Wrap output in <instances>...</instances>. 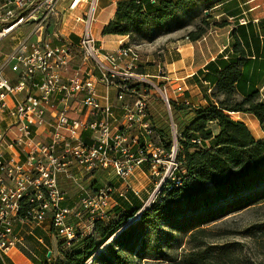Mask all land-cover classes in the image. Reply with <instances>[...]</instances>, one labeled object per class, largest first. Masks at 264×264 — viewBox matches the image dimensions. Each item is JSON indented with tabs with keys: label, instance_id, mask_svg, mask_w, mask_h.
I'll return each mask as SVG.
<instances>
[{
	"label": "built area",
	"instance_id": "obj_1",
	"mask_svg": "<svg viewBox=\"0 0 264 264\" xmlns=\"http://www.w3.org/2000/svg\"><path fill=\"white\" fill-rule=\"evenodd\" d=\"M96 1L70 4L71 9L86 4L84 14L74 15L84 22L77 43L59 28L49 29L59 13L58 0H4L0 5V15L5 11L0 23L9 22L0 30V45L24 23L32 26L25 37H12L9 49L0 46V258L25 247L16 236L17 223L40 225L49 219L55 234L69 245L78 232L90 234L96 220L109 221L113 195L127 199L128 184L120 188L109 182L97 189L81 187L78 208L63 205L66 193L59 177L76 178L72 166L87 173L111 168L124 183L143 164L149 167L159 182L124 227L140 217L162 188L180 184L177 130L167 150L148 109L152 88L163 94L170 109L167 88L138 70L136 45L122 43L109 51L98 44L91 29ZM73 215L88 216L85 229L69 221Z\"/></svg>",
	"mask_w": 264,
	"mask_h": 264
},
{
	"label": "trees",
	"instance_id": "obj_2",
	"mask_svg": "<svg viewBox=\"0 0 264 264\" xmlns=\"http://www.w3.org/2000/svg\"><path fill=\"white\" fill-rule=\"evenodd\" d=\"M195 1L198 0H119L114 18L102 33L149 40L153 33L170 32L169 25L179 11ZM245 24L252 30V22H248L240 23L237 33L233 31L232 52L239 56L223 58L220 55L205 67L209 69L205 79L214 86L207 96L208 104L194 108V117L186 126L178 124L177 176L180 184L162 188L156 200L127 227L124 225L128 218L136 214L143 204L120 200L116 206L123 202L128 206L120 213L116 212L114 219L108 222L96 220L90 234L82 236L78 232L77 238L69 245L60 239V255L45 264H132L126 251L132 249V243L140 237L138 227L155 231L161 220L182 212L183 205L186 210L197 211L239 198L240 203L247 206L264 196V188L251 194L255 187L264 185V139L257 140L244 121L234 119L238 112L250 113L264 131V102L260 100L259 90L250 88L247 94L244 91V80L250 78L255 82L263 75L257 77L256 69L264 71L262 60L259 67L254 62L256 67L249 73L250 63L245 62L248 49L243 37ZM205 32L206 28L200 26L191 31L188 38L197 41ZM253 44L257 47V41ZM202 73L200 70L199 74ZM238 94L243 96L239 100L236 99ZM173 103L176 112L189 108L186 104ZM156 130L163 146L169 150L173 135L169 138L163 130ZM198 139L200 143L194 141ZM131 194L135 199L133 192ZM224 207L218 209L223 211ZM110 238V243L102 247L103 242Z\"/></svg>",
	"mask_w": 264,
	"mask_h": 264
},
{
	"label": "rangeland",
	"instance_id": "obj_3",
	"mask_svg": "<svg viewBox=\"0 0 264 264\" xmlns=\"http://www.w3.org/2000/svg\"><path fill=\"white\" fill-rule=\"evenodd\" d=\"M222 1L224 0L195 1L179 11L169 25L170 32L153 33L149 40L130 38L134 45H141L139 47L141 57L143 60L147 58L149 60V62H144L149 65L147 69L155 70L151 74H159L152 80L158 86L163 88L165 85L167 88L170 109L163 94L157 88L148 90L147 100L154 126L163 130L169 138L174 134V128L178 130V124L184 127L194 117V108L176 112L171 94H178L179 87H172L178 81L172 78L166 80L161 76L172 75L173 72L180 71H184V75L191 73L200 65V60L204 55L205 57L216 56L220 50H225L223 46L226 45L231 34V27L240 23V19L247 20L264 15V0H256L242 5L241 11H245V13L229 19L228 14H224L222 7L219 6ZM3 2L4 0H0V5ZM257 4H261V6L251 9ZM1 11L0 17H4V9ZM103 17L104 15L99 17L95 23L96 26L100 25ZM8 24L9 22L0 23V30ZM200 26L206 28L205 34L197 41H190L189 33ZM31 28L29 22L24 23L5 38L1 45L7 44V49H9V46L15 43L14 39L25 37ZM176 46L181 48V53L176 51ZM168 48H170V56L166 52ZM173 52L183 54L187 68L178 69L177 64L169 67L163 64L151 67L158 64L159 61L164 62L165 56L168 59L175 58ZM189 52H193L195 56V61L191 66H189L191 62H187L188 56H190ZM138 70L144 72L140 65ZM260 92L264 93V90ZM236 99L241 98L236 97ZM253 119L256 118L253 117ZM244 120L254 137L259 134L263 135L264 131L258 120L257 129L253 128L249 119L245 118ZM179 129L182 128L179 127ZM138 170L127 179L126 183L130 185V190L133 188V193L134 191L138 193L135 199L140 198L143 204L150 198L159 179L153 177L150 172L146 171L144 174ZM114 176L111 168L100 170L96 172L95 183L100 184V187L109 184L111 180H114L112 182L115 183L116 178L112 179ZM119 183L120 181L116 186ZM262 188L264 185L255 187L251 194L259 192ZM131 197L132 194L129 198ZM113 199L116 200L115 195H113ZM132 202L135 204L133 200ZM221 206H225L223 211L218 209ZM171 207L178 208L175 205H171ZM181 208H183L182 212L161 220L159 228L155 231L138 227L140 237L132 243L134 247L126 251L132 264H264V196L247 206H243L239 198H234L222 201L212 208H203L197 211L186 210L185 205ZM111 213L110 209V221L115 218L111 217ZM83 214L85 213L81 215ZM81 215L76 218H83ZM72 218L77 220L73 215L69 221ZM76 223L79 222H75V227ZM82 228L85 229V227ZM110 240L111 238L104 241L102 247L108 245Z\"/></svg>",
	"mask_w": 264,
	"mask_h": 264
},
{
	"label": "crops",
	"instance_id": "obj_4",
	"mask_svg": "<svg viewBox=\"0 0 264 264\" xmlns=\"http://www.w3.org/2000/svg\"><path fill=\"white\" fill-rule=\"evenodd\" d=\"M119 0H97L96 1V12H95V20L91 25L92 32L95 36V38L98 41V44L109 51H113L119 48V46L122 43H132L129 36H122L117 34H106L103 35L102 31L104 27L114 18L117 2ZM147 1V0H144ZM151 2H158L159 0H150ZM256 0H227L223 3H221L219 6L222 7V10L224 14H228V18H235L243 13L245 11H241L242 5H246L250 2H254ZM260 1V0H257ZM72 0H58L57 3V9L59 11L58 16H54L51 18L49 22V29L52 28H59V30L69 36V38L74 41L75 43L78 42L79 36L81 35L83 29H84V22H77L74 19L75 14H84L85 13V2L81 3L80 6H78L75 9L70 8ZM261 4H257L256 6L252 7L251 9H255L256 7H260ZM250 9V10H251ZM62 14L64 15L63 21L61 20ZM234 14V15H233ZM103 19L101 20V23L99 26H96L95 23L98 21L100 16H103ZM252 22V30L249 29L248 25L245 24L243 27L244 35L243 37L246 40L247 44V56L245 57V62L250 63L249 67V73L253 72V67L256 62L257 67L260 66V62L264 60V15H262L259 18H248L245 23ZM240 23H236L231 27V34L229 38L227 39L226 45L223 46L225 50H220L219 53L216 54V56L211 57H205L200 60V65L196 68V70L192 71L189 74L184 75V71L180 72H173L172 75H166L161 76V78L169 80V79H176L178 82L174 84L172 87L178 86V94H171L172 101L176 102L177 104H186L189 106L188 109L192 108H200L202 106H206L208 104L207 96L210 95L211 91L213 90L214 86L209 83L205 79V74L209 72V69H206L208 63L211 61H214L217 59L220 55L223 56V58H236L239 55H235L232 52V46L234 43L233 38V31L235 30L237 33V27ZM254 41H257V47L253 44ZM137 46V45H136ZM141 45L137 46L140 50ZM181 48L179 46H176V51L180 52ZM163 51V50H162ZM167 54L170 56V48L167 49ZM178 52H173L175 55V58L171 57L168 59L167 56H165L164 62H158V64L150 65L151 67H157L160 66V64H163L164 66H174L178 65V69L180 68H187L185 65V57L183 54H180ZM190 56L187 59V62H191V64L194 63V53L189 52ZM172 56V55H171ZM146 62H149L148 58L146 60H143V57H141L139 65L142 66V70L144 72L151 74V72H154L155 70L148 68L149 65L145 64ZM202 70L203 73L199 74V71ZM161 71V70H159ZM257 77H259L261 74V78H256L257 80L253 82L250 80V78L244 80V91L246 94L250 91V88H256L259 90L260 93V100L264 102V93H261V90H264V71L260 70V68L256 69ZM9 75H12L11 72H7ZM160 73V72H158ZM155 78L159 76V74H151ZM251 75V74H250ZM159 82V81H158ZM101 92L104 91V88L100 86ZM176 91V90H172ZM168 94V93H167ZM237 97L242 98L243 96L241 94H238ZM110 99L111 101L116 100V95L114 91H111L110 93ZM242 116V118H241ZM253 115L250 113L245 112H238L234 115V119L241 120L245 122V118L249 119L251 124L253 125L254 129H257V119H253ZM255 118V117H254ZM246 123V122H245ZM257 140L264 139V132L263 135L255 136ZM138 171H141L145 174V172H149V167L146 164H143L140 168H138ZM103 170V169H102ZM137 170V169H136ZM135 170V171H136ZM100 170H97L93 173H87L82 168H79L77 166H72L70 168L71 174L76 176V178H70L68 176L60 175L59 177V184L61 188L65 191L66 197L63 201V205L72 207V208H78L80 206L79 201V194L81 192V187L87 188L89 185V189H97L99 188L100 184L98 185L95 183L96 181V172ZM114 176L112 179H115ZM114 180H111L112 182ZM120 181L118 187L122 188L127 183L122 182L121 179L116 178L114 185H117ZM130 186V185H129ZM132 190L127 191V201L132 202L134 201L135 204H141L140 198L138 200L134 199V197L129 199L128 194L130 195ZM135 194V193H133ZM116 200H113L112 208H111V217H116L117 213H120V211L124 207L128 206L126 202H123L118 205L119 201L122 200L117 194H115ZM135 196H137L135 194ZM139 201V202H138ZM117 203V204H116ZM133 203V202H132ZM124 205V206H123ZM76 218V217H75ZM77 219V218H76ZM74 225L75 222L76 226L78 228L85 227L88 224V216L80 218V219H71L70 220ZM15 233L16 236L23 240L25 243V247L17 246L16 248H13L4 258H0V264H45L47 262H50L54 259H56L60 255V248H59V241L60 237H58L55 232L53 231L51 227L50 220L47 219L43 224L36 225L33 223H17L15 225ZM48 252H50V255H48Z\"/></svg>",
	"mask_w": 264,
	"mask_h": 264
},
{
	"label": "water",
	"instance_id": "obj_5",
	"mask_svg": "<svg viewBox=\"0 0 264 264\" xmlns=\"http://www.w3.org/2000/svg\"><path fill=\"white\" fill-rule=\"evenodd\" d=\"M48 255H50V252H48Z\"/></svg>",
	"mask_w": 264,
	"mask_h": 264
},
{
	"label": "bare ground",
	"instance_id": "obj_6",
	"mask_svg": "<svg viewBox=\"0 0 264 264\" xmlns=\"http://www.w3.org/2000/svg\"><path fill=\"white\" fill-rule=\"evenodd\" d=\"M149 74V73H148Z\"/></svg>",
	"mask_w": 264,
	"mask_h": 264
}]
</instances>
